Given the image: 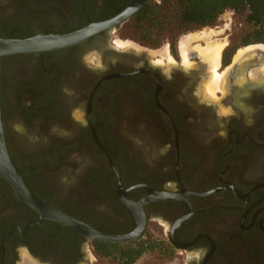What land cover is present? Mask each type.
<instances>
[{
  "label": "flooded vegetation",
  "instance_id": "obj_1",
  "mask_svg": "<svg viewBox=\"0 0 264 264\" xmlns=\"http://www.w3.org/2000/svg\"><path fill=\"white\" fill-rule=\"evenodd\" d=\"M130 1L0 0V38L70 33ZM112 33L0 60L5 141L27 188L109 235L133 230L120 193L134 205L165 194L142 205L139 236L155 240L148 253L162 264H264V79L243 77L250 62H237L222 102H200L197 70L149 61ZM150 223L160 237L147 235ZM65 228L40 219L0 177V264H23L21 253L31 264L94 259L92 238Z\"/></svg>",
  "mask_w": 264,
  "mask_h": 264
},
{
  "label": "trees",
  "instance_id": "obj_2",
  "mask_svg": "<svg viewBox=\"0 0 264 264\" xmlns=\"http://www.w3.org/2000/svg\"><path fill=\"white\" fill-rule=\"evenodd\" d=\"M227 10L244 16L245 27L240 35L241 46L264 44V0H146L129 17V21L136 33V39L141 42H150L153 34L162 31L178 36L186 31L212 26L217 18ZM171 17L170 21L168 18ZM237 48L229 47L222 51L220 60L222 66L229 64ZM0 104L2 110V99H0ZM54 224L56 227L64 228L56 222ZM65 229L70 230L71 228ZM70 231L78 235L74 230ZM49 233L48 240L53 239L54 234H58L55 230ZM60 240L65 243L70 239L62 237ZM91 243L96 258L111 259L118 264H132L142 254L158 247L155 240L149 237H139L124 244L94 239Z\"/></svg>",
  "mask_w": 264,
  "mask_h": 264
},
{
  "label": "water",
  "instance_id": "obj_3",
  "mask_svg": "<svg viewBox=\"0 0 264 264\" xmlns=\"http://www.w3.org/2000/svg\"><path fill=\"white\" fill-rule=\"evenodd\" d=\"M146 0H131L124 9L113 18L98 23H91L78 30L61 35H34L23 39H11L0 38V59L16 54L27 53H43L49 51H55L58 49L66 48L75 45L86 38L106 31L109 29H115L123 24L135 11H137ZM234 66L231 67V70ZM0 177L3 178L11 187L15 195L28 205L33 211H35L40 219H47L56 222L60 225L71 228L76 233L86 237L105 242L112 243H127L134 241L140 236L144 228V218L142 215L141 207L147 202L155 201L159 199L168 198L165 194H156L152 197L146 198L139 202L137 205L127 201L120 193L122 203L131 214L134 221L133 230L123 235H109L100 233L94 230L86 223L70 217L56 209L46 205L39 199H37L27 188L24 183L20 172L15 167L12 159L10 158L6 141L5 132L2 123L1 106H0ZM139 218L138 222H135L134 216ZM33 225V223H32ZM170 241L173 243L171 238Z\"/></svg>",
  "mask_w": 264,
  "mask_h": 264
},
{
  "label": "rangeland",
  "instance_id": "obj_4",
  "mask_svg": "<svg viewBox=\"0 0 264 264\" xmlns=\"http://www.w3.org/2000/svg\"><path fill=\"white\" fill-rule=\"evenodd\" d=\"M170 21L172 20L171 18H168ZM226 28L219 36H217L216 39H219L220 41H224L226 42V46L224 47V49L229 48V47H238L239 48H244L247 47L249 45L246 46H241V32L244 29L245 25H244V16L243 15H239V14H235L234 12L227 10L225 12H223L216 20V22L214 23V25L212 26H207V27H202L199 29H193L190 31H186L183 32L181 34H179L178 36H174L173 33H168L165 31H162L158 34H153L150 37V42H141L138 41L136 39V33L134 32V28L132 27L131 22L127 19L123 24H121L118 28L114 29V33H112V37H110L111 40H116V39H120L122 41H127L128 45L130 46L128 48H133L134 52L140 54L143 53L144 56L146 58H148L149 61L153 60L155 62H158L159 64H169V65H173L175 62L177 63L178 60L181 62L180 56H179V44L182 40V38H184L186 35L189 34H196V33H216L218 32V29L220 28ZM107 45H110V40H108L106 42ZM196 44H201L203 45V42H193V43H189L190 48H193ZM251 47H255V48H251L250 50L247 51V55H246V60L243 64L246 63V61L250 62L249 68L247 70V72H244L243 77L245 78H249V80L251 81H262L264 79V75H263V70H264V44H251ZM256 45H261L262 49L260 48H256ZM164 47L167 48V51L169 53V55L172 57V62H169L167 59H162L160 57V53L163 51ZM223 49V50H224ZM237 49L234 51L236 52ZM222 50V51H223ZM235 54V53H234ZM234 54L232 56H234ZM109 55L111 56L112 54L109 53ZM113 56V55H112ZM160 59V61H158ZM221 60V58H220ZM189 64L185 65L188 66L187 68H191L193 70H197V65L201 64V61L199 60V58L193 54L191 58H189ZM232 61V63H231ZM182 63V62H181ZM240 63V62H239ZM235 63H233V57L230 58V62L227 65L228 67L225 68H221V62H220V66L218 68V72L223 76V85L221 87V90L215 92V96L214 97H210L209 95H207L206 91H205V82L209 77L210 71L208 68H206V66L203 64L202 66V70L199 73V75L197 74L194 84H193V91L200 96V98L198 99V101L201 102V100H203L206 97L210 98L212 101L215 102H222L221 97L226 95V90H225V86L226 85V80L227 78V74L229 72V70L231 69L232 66L234 70L236 65H234ZM224 72V73H223ZM223 73V74H222ZM244 80V78H242ZM240 78H236L235 80L231 79V82H240ZM220 99V101H219ZM216 110L218 108V104H216ZM222 105V104H221ZM220 109V108H219ZM218 109V110H219ZM219 112V111H218ZM220 112H224L226 113L224 110H220ZM8 121V126L11 129H20L22 128V123L18 120H10V118H7ZM149 234V236L153 237V238H157L160 237L162 235L161 229L159 226H157L155 223H150L149 226L147 227V235ZM20 252H18L19 254ZM22 254V253H21ZM20 254V255H21ZM22 257V256H21ZM23 259V258H22ZM162 258L158 257L157 254H153V253H144L142 254L134 263L132 264H162L161 260ZM90 262H87L85 264H118L116 261H113L111 259H107V258H96L94 256V259L92 256H90ZM19 263H21V260H19ZM181 261H175L173 264H180ZM23 264L24 260H23ZM35 264V263H34Z\"/></svg>",
  "mask_w": 264,
  "mask_h": 264
},
{
  "label": "bare ground",
  "instance_id": "obj_5",
  "mask_svg": "<svg viewBox=\"0 0 264 264\" xmlns=\"http://www.w3.org/2000/svg\"><path fill=\"white\" fill-rule=\"evenodd\" d=\"M225 29L226 28L224 27L220 28L216 33L201 32L196 34H189L186 35L184 38H182L179 44V56L183 65H188L190 62L189 58H191L192 55L195 54L201 61L202 65L204 64L206 68L209 69L210 74L205 82V91L207 95H209L210 97H214L215 92L221 90V87L223 85V78H222L223 76L220 74L221 72L220 73L218 72V68L220 66L221 53L224 47L226 46V42L220 41L219 39L216 38ZM198 41L203 42V45L196 44L193 48H190L189 43L198 42ZM114 42L115 45L119 47H124L128 45L127 41H122L120 39H116ZM256 44H261V43H256ZM251 46L252 45L237 49V51L233 56V63L244 62L243 60H246L247 51L250 50L251 48H255ZM261 47H262L261 45H256V48L262 49L263 47L262 48ZM160 57L162 59H167L169 62H172L173 60L172 57L169 55L166 47H164L163 51L160 53ZM158 61H160V59ZM202 65L201 64L197 65V71L199 73L202 70L203 67ZM136 217L137 216L135 215L134 216L135 222H138L139 219ZM21 256L25 264H31L25 253H22Z\"/></svg>",
  "mask_w": 264,
  "mask_h": 264
}]
</instances>
